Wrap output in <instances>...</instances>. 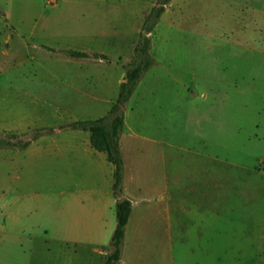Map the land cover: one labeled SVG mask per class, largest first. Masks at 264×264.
Masks as SVG:
<instances>
[{
	"label": "rangeland",
	"instance_id": "374dc122",
	"mask_svg": "<svg viewBox=\"0 0 264 264\" xmlns=\"http://www.w3.org/2000/svg\"><path fill=\"white\" fill-rule=\"evenodd\" d=\"M158 1L0 0V137L25 140L40 129L100 116L92 113L107 106L114 81L117 87L123 81L145 18ZM148 36L155 64L123 107L124 141L140 140L124 147L125 160L150 156L158 177L164 149L173 202L218 203L191 216L188 248L201 247L208 254L229 248L238 256L245 237L264 234V0H171ZM69 50L109 61L73 59L65 54ZM73 74L94 75L98 82L87 78L83 84L94 83L99 90H88L82 112H59L51 105L52 92L65 91L64 80ZM83 84L78 79L77 85ZM22 153L0 149V205L15 200L10 188L29 180L15 162L10 165ZM29 185L50 201V178H35ZM203 218L213 222L198 237L192 219ZM179 228L172 240L173 264H180ZM160 232L147 246L151 256H144L143 264L162 262ZM22 244L11 250L29 257L32 244ZM49 244H42L44 261L57 262ZM89 254L79 250L74 264H87ZM60 256L58 264H67L68 258ZM198 258L190 255L187 264ZM22 259L12 256L10 264H24Z\"/></svg>",
	"mask_w": 264,
	"mask_h": 264
},
{
	"label": "crops",
	"instance_id": "0c3cea01",
	"mask_svg": "<svg viewBox=\"0 0 264 264\" xmlns=\"http://www.w3.org/2000/svg\"><path fill=\"white\" fill-rule=\"evenodd\" d=\"M58 78L62 83L63 79ZM87 78L98 82L92 74L83 78L73 74L71 81L65 78V91H53L51 105L59 112L68 111L66 109L82 112L84 101L90 98L89 91L99 90L94 83L83 84ZM78 79L82 81V86L77 85ZM114 83L113 94L105 101L107 106L100 113L97 110L91 112L100 114L94 120L105 116L117 98L121 82L118 87ZM59 127L55 128L54 134L37 138L23 150L22 155L11 159L10 165L15 162L29 180L19 188H10L17 193L15 200L0 205V264H10L12 256L20 260L23 258L24 264H58L60 255L68 258L67 264H74L77 252L82 249L90 252L87 264H103L104 256L110 251L109 246L106 248L107 243L116 226L115 204L123 199L131 202V214L125 228L119 264H143L144 256L150 258L147 246L155 241L158 229L162 232L160 240L163 241L160 264L175 263L172 240L178 226L181 235L180 264H187V257L193 254L199 257L196 264H264V234L257 239L245 237L243 249L237 251L238 256L235 250L229 248L222 253L217 249L215 254L213 251L208 254L201 247L194 249L195 253L188 248V238L193 237L192 229L187 225L191 216L199 209L217 207L218 203L208 201L187 205L181 200L173 202L164 149L160 152L158 177L151 167L150 156L138 155L127 163L124 147L137 146L140 140L124 141L125 122L119 139L124 178L122 193L118 197L112 191L113 166L104 153L91 146L90 134L78 130H58ZM144 142L148 146L156 144L151 140ZM45 177L52 182L51 197L47 203L40 195V188L29 185L32 179ZM192 222L195 223L197 236L202 237L204 227L213 220L192 219ZM22 243L32 244L29 257L23 250H11L13 244L22 249ZM44 243H51L47 245V250L51 259L57 257V262L45 263L42 254ZM59 243H67L68 248L58 249Z\"/></svg>",
	"mask_w": 264,
	"mask_h": 264
},
{
	"label": "trees",
	"instance_id": "16d2710c",
	"mask_svg": "<svg viewBox=\"0 0 264 264\" xmlns=\"http://www.w3.org/2000/svg\"><path fill=\"white\" fill-rule=\"evenodd\" d=\"M171 0H159L146 16L140 33L139 41L134 47V60L124 67L125 76L121 82L115 102L105 116L96 120L76 121L62 125L58 130H78L90 134L91 146L98 152L106 155L107 161L113 166L112 191L115 197L122 193L124 167L121 158L119 139L124 126L123 107L129 102L143 76L154 66V60L150 56L151 41L148 36L159 20L161 14ZM3 18V15H1ZM4 22L6 19L4 18ZM55 52L52 49H48ZM70 58L84 59L94 58L103 61L109 59L103 55L89 54L81 51H66ZM55 129H40L35 131L28 139L17 135L0 137V149L24 150L34 140L45 134H52ZM131 214V202L123 199L115 204L116 226L110 240V251L103 258V264H119L121 259L122 244L125 228Z\"/></svg>",
	"mask_w": 264,
	"mask_h": 264
}]
</instances>
